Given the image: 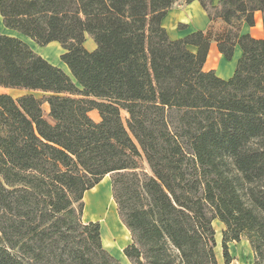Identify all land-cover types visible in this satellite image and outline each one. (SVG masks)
Here are the masks:
<instances>
[{
  "label": "trees",
  "instance_id": "obj_1",
  "mask_svg": "<svg viewBox=\"0 0 264 264\" xmlns=\"http://www.w3.org/2000/svg\"><path fill=\"white\" fill-rule=\"evenodd\" d=\"M179 1L0 0L4 25L58 42L70 72L0 32V87L26 91L0 93V264H123L83 220L107 174L132 264H219L214 220L225 264L243 239L264 264V37L242 31L257 11L264 26V0H184L211 24L174 39ZM213 41L242 51L230 78L204 70Z\"/></svg>",
  "mask_w": 264,
  "mask_h": 264
},
{
  "label": "crops",
  "instance_id": "obj_2",
  "mask_svg": "<svg viewBox=\"0 0 264 264\" xmlns=\"http://www.w3.org/2000/svg\"><path fill=\"white\" fill-rule=\"evenodd\" d=\"M213 3L217 5L219 3V0H213ZM255 18H256L255 26L250 27L247 24H244L242 27V31L244 33H250L253 37L263 38L264 37V26H263L262 13L260 11H257L255 13ZM181 24L183 25L182 27L180 26ZM210 24H211V21L208 17L207 12L203 9V7L198 1H193L189 4L185 3L184 0L179 1L168 11V13L163 19L164 27L169 32L170 36L174 39L184 37L187 34L193 31H196V30H206ZM0 32L6 35L21 38L22 40L27 42L37 53L43 56L42 52L38 50L39 45L36 44L32 39L24 36L23 34L19 33L16 30L7 28L3 23V18L1 15H0ZM46 46H53L56 49L60 48L62 50L61 54L64 51L58 42H51ZM85 47L89 50H93L96 47L94 40L89 35H87L86 37ZM241 54H242V51L240 47L236 46L232 59L228 60L220 53L217 47V43L213 41L210 45L208 56L204 64V70L206 71L214 70L219 77H222L225 79L230 78L234 74L237 62ZM43 57L45 58V56ZM2 89L17 90V89L3 88V87ZM22 91L24 93L26 92L25 90H22ZM2 93H9V92H2ZM91 112L95 113V115L96 113L98 114L97 110H92ZM104 179H109L111 181L109 174H107L100 181V183ZM96 186L92 188L93 190L90 189L86 191V193L87 192L92 193L94 190H96ZM86 221H92V220H86ZM120 227L121 229H123L124 238H123L122 243H115L118 241L114 240V243L109 241V244H106L104 242V234H103L104 231L102 232V227H101V232H102V242H103L104 247L111 253V250L115 248L114 246L117 245L116 248H117L118 255L116 256V258H118L119 260L123 262L124 261L123 256L126 257L124 255V248L132 242V238H131V234L129 230L125 226L123 227V225H121Z\"/></svg>",
  "mask_w": 264,
  "mask_h": 264
},
{
  "label": "rangeland",
  "instance_id": "obj_3",
  "mask_svg": "<svg viewBox=\"0 0 264 264\" xmlns=\"http://www.w3.org/2000/svg\"><path fill=\"white\" fill-rule=\"evenodd\" d=\"M182 4V3H180ZM219 23H216L215 26L219 27ZM38 50L42 52L43 56L50 62L55 65L62 67L66 72L70 73L68 67L62 62L60 55L62 50L56 49L53 46H39ZM2 92H9L14 97H17L24 92L21 90H4L0 87V93ZM37 97H42V93H36ZM43 108L47 115L48 113V105L46 103L43 104ZM90 116L95 120L99 121V113L95 115V113L91 112ZM122 116L125 119L127 116L126 112H122ZM142 164L145 169L150 172L149 166L145 159L142 160ZM111 178V174H109ZM108 178V177H106ZM93 190V189H91ZM98 190V195L95 197H100V206L94 201L93 192H87L84 197L85 207H84V214L83 220H92V221H99L102 227V232L104 234V242L109 244V241L114 243V240L118 241L115 243H122L123 241V229H121V225L125 226L118 214L117 205L113 198L112 193V185L109 179H104L101 183L96 186V190ZM104 192V193H103ZM106 193V194H105ZM105 194V195H104ZM100 209V210H99ZM104 210V211H103ZM121 224V225H120ZM213 226L216 231V247L215 253L218 259L219 264H225L223 253H222V230L224 229V224L219 220L213 221ZM111 250L113 256H117V245L114 246ZM229 250L230 254L233 257V260L230 264H254V253L253 250L247 240H241L239 242H231L229 243ZM123 264H132L126 257L123 256Z\"/></svg>",
  "mask_w": 264,
  "mask_h": 264
},
{
  "label": "bare ground",
  "instance_id": "obj_4",
  "mask_svg": "<svg viewBox=\"0 0 264 264\" xmlns=\"http://www.w3.org/2000/svg\"><path fill=\"white\" fill-rule=\"evenodd\" d=\"M104 193V192H103ZM93 196H94V201H95V203L97 204V206H100V203H103V201L102 202H100V200H101V198L100 197H95L96 195H98V190L97 191H93ZM106 194V193H105ZM104 194V195H105ZM100 210V209H99ZM104 211V210H103Z\"/></svg>",
  "mask_w": 264,
  "mask_h": 264
}]
</instances>
